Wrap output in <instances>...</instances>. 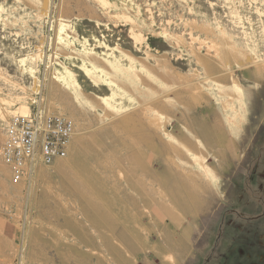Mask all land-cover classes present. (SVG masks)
<instances>
[{
    "label": "rangeland",
    "instance_id": "rangeland-1",
    "mask_svg": "<svg viewBox=\"0 0 264 264\" xmlns=\"http://www.w3.org/2000/svg\"><path fill=\"white\" fill-rule=\"evenodd\" d=\"M24 105L79 165L0 160V264H264V0H0Z\"/></svg>",
    "mask_w": 264,
    "mask_h": 264
},
{
    "label": "built area",
    "instance_id": "built-area-1",
    "mask_svg": "<svg viewBox=\"0 0 264 264\" xmlns=\"http://www.w3.org/2000/svg\"><path fill=\"white\" fill-rule=\"evenodd\" d=\"M75 119L40 111L15 114L3 126L0 160L9 168L11 181L22 182L37 163L51 165L69 155L77 133Z\"/></svg>",
    "mask_w": 264,
    "mask_h": 264
},
{
    "label": "bare ground",
    "instance_id": "bare-ground-1",
    "mask_svg": "<svg viewBox=\"0 0 264 264\" xmlns=\"http://www.w3.org/2000/svg\"><path fill=\"white\" fill-rule=\"evenodd\" d=\"M48 4V3H47ZM19 112L21 113V114H23V115H27V114H29L30 113V108L28 107V106H22V107H20L19 109ZM17 113V112H16ZM118 127H125V125H124V122H122V123H120L119 124V126ZM77 134V133H76ZM76 137V136H75ZM73 150H74V148L69 152V154L70 155H68L66 158H64L65 160H63V159H61V160H63V161H56L55 163H53V164H51V165H54L55 164V166H58V165H60V164H62L60 167L65 171V172H63L62 174H61V176H67V175H69L70 173H71V171H74L75 170V168H77L76 166L77 165H79V163H77L78 162V160H77V158L76 157H74V158H72V156H73ZM76 163H77V165H76ZM57 164V165H56ZM4 165V164H3ZM4 166H6V165H4ZM44 166V165H43ZM7 167V166H6ZM42 167V163H37L36 165H34L33 166V169H31V170H37V171H39V169ZM7 169H8V171H9V168L7 167ZM9 173H10V171H9ZM78 174H79V172H78ZM26 179V178H25ZM24 179V180H25ZM23 180V181H24ZM22 181V182H23Z\"/></svg>",
    "mask_w": 264,
    "mask_h": 264
}]
</instances>
